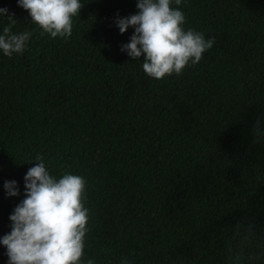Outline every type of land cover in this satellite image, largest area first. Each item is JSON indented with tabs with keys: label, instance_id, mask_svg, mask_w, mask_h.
Masks as SVG:
<instances>
[{
	"label": "trees",
	"instance_id": "obj_1",
	"mask_svg": "<svg viewBox=\"0 0 264 264\" xmlns=\"http://www.w3.org/2000/svg\"><path fill=\"white\" fill-rule=\"evenodd\" d=\"M81 3L65 41L0 0L12 32H32L23 54L0 50V239L39 154L52 175L86 180L82 264H236L241 249L240 264H264V0H173L184 29L215 43L161 80L121 51L134 29L115 20L137 0Z\"/></svg>",
	"mask_w": 264,
	"mask_h": 264
},
{
	"label": "clouds",
	"instance_id": "obj_2",
	"mask_svg": "<svg viewBox=\"0 0 264 264\" xmlns=\"http://www.w3.org/2000/svg\"><path fill=\"white\" fill-rule=\"evenodd\" d=\"M26 10L32 24L41 35L62 38L65 41L73 31V17L79 15L81 0H17ZM179 6L182 0H174ZM173 0H137L138 13L115 20L121 34L134 29L130 41L121 46L133 60L144 57L142 68L146 76L155 80L179 76L186 66H195L215 43L199 31L185 30V15ZM0 8V16L9 25L0 34V50L11 58L23 54L32 32L13 33L16 21ZM35 166L24 176L25 198L15 207L9 219L11 232L0 239L7 248L8 264H82L85 238L89 232L90 210L87 201L86 180L80 175L64 172L57 177L50 173L43 155H37ZM6 193L18 196L16 181H6ZM229 261L236 264L244 259V251L232 253ZM248 259H259L249 257ZM87 264H94L93 259ZM121 264H130L127 257Z\"/></svg>",
	"mask_w": 264,
	"mask_h": 264
}]
</instances>
